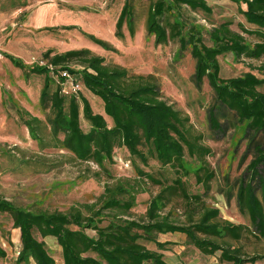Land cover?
I'll return each instance as SVG.
<instances>
[{"label": "trees", "instance_id": "1", "mask_svg": "<svg viewBox=\"0 0 264 264\" xmlns=\"http://www.w3.org/2000/svg\"><path fill=\"white\" fill-rule=\"evenodd\" d=\"M132 1L125 0L116 20L115 37L119 40L123 39L124 25L131 38L135 35ZM228 1L237 7L249 28L238 23L239 31H233L230 21L211 24L210 28L197 24L189 14L212 15L205 0H149L144 27L155 45L173 42L179 53L188 51L194 61L195 87L200 89L205 79L220 113L244 124L251 160L246 168L248 177L238 184L235 200L253 231L221 221L219 210L208 207L203 194L189 193L184 179L190 176L205 193L210 190L215 173L207 158L212 152L202 144V136L193 134L189 118L163 98L153 75H129L126 69L107 65L104 58L85 49L53 55L47 51L43 55L47 64L28 70L45 76L39 103L49 111L46 123L17 110L31 140L40 150H63L73 161L87 165L83 180L99 179L102 174L110 177L108 166L113 164L114 151L124 148L133 160L137 180L106 183L96 202L70 207L65 213L22 208L0 199V213L11 218L19 233L15 264H56L43 242L48 237L60 247L63 264H168L161 251L171 242H159L157 235L174 234L183 235L186 243L201 255L219 253L221 262L247 264L264 260V255L245 258L241 249L230 243L239 241L244 233L264 239V93L259 91L264 86V65L254 68L263 78L248 72L221 79L218 64V57L225 54L238 60L264 58V0ZM88 39L113 51L107 42L91 36ZM71 64L80 70H73ZM58 70L79 74L81 86L101 100L110 126L102 115L93 113L79 93L69 97L60 94L57 82L49 76L50 71L56 75ZM80 114L88 124L86 132L81 128ZM208 120L210 128L221 133L212 111ZM149 159L162 169L158 175L144 172L135 163L147 166ZM31 163L47 171L52 167L42 157ZM90 165L98 171L91 172ZM165 170L171 176L163 174ZM141 183L157 187L158 192L149 199L143 218L135 220L131 210L136 206L137 195L144 193ZM174 200L184 205L183 221L172 218L171 210L164 213ZM143 242L153 243L156 251L148 250ZM5 257L0 243V260Z\"/></svg>", "mask_w": 264, "mask_h": 264}, {"label": "rangeland", "instance_id": "2", "mask_svg": "<svg viewBox=\"0 0 264 264\" xmlns=\"http://www.w3.org/2000/svg\"><path fill=\"white\" fill-rule=\"evenodd\" d=\"M212 9V15L189 14L197 24L206 28L225 21L232 23L231 29L239 31L237 24L249 28L237 13V7L228 0H205ZM125 0H0V199L22 208L47 212H67L70 207H79L96 202L103 193L105 184L118 180L134 183L136 171L133 160L124 148H117L113 154V164L108 166L110 177L102 174L99 179L83 180L87 165L72 160L63 150H40L31 140L25 126L21 125L18 109L46 123L49 111L39 103L45 76L28 72L35 65H44L43 55L63 54L71 50H89L104 58L105 64L116 65L128 71L129 75H153L159 84L163 98L176 110L189 118L195 135L203 138L202 144L211 149L207 158L215 178L210 190L204 192L202 186L189 177L186 186L191 194H203L206 205L219 210V219L234 225H243L253 231L249 220L242 215L235 200L238 184L248 177L246 168L251 160L247 152L249 136L244 124L220 113L215 106L211 89L204 79L197 89L192 81L194 61L188 51L179 53L178 46L169 42L155 45L153 36L146 33L144 19L149 0H133L135 35L131 38L127 28L122 27L123 39L115 37V23ZM88 36L110 44L113 51H106L93 43ZM248 40L251 38L248 37ZM220 78L229 79L252 73L263 76L257 69L261 61L236 59L230 54L218 57ZM75 71L80 68L70 65ZM69 72V71H68ZM80 81L78 73H71ZM56 82V76L51 75ZM264 93V86L259 88ZM79 96L84 97L95 114L102 115L108 125L111 121L103 113L101 100L83 86ZM212 111L218 119L221 133L210 128L208 120ZM80 125L88 131V124L80 114ZM49 132L45 130V135ZM45 158L51 167L49 171L32 165L31 160ZM188 159V158H187ZM28 160L25 163L24 161ZM144 172L158 175L162 169L149 159L147 166L135 162ZM91 172L98 171L90 165ZM163 174L171 176L165 170ZM144 193L136 197V206L131 210V218L141 220L149 199L158 192L150 184H139ZM173 212L172 218L184 220V205L180 200L164 210ZM91 234V233H90ZM38 240H42L38 235ZM159 242H171L161 251L168 264H230L219 261V253L204 256L186 243L183 235H157ZM46 249L56 264H63L61 249L55 239H43ZM0 243L6 257L0 264H15L20 248L19 233L12 226L11 218L0 213ZM230 243L241 249L245 258L264 255V239L244 233L239 241ZM148 250L156 251L153 243L143 242ZM29 264H33L30 262ZM264 264V260L256 263Z\"/></svg>", "mask_w": 264, "mask_h": 264}, {"label": "built area", "instance_id": "3", "mask_svg": "<svg viewBox=\"0 0 264 264\" xmlns=\"http://www.w3.org/2000/svg\"><path fill=\"white\" fill-rule=\"evenodd\" d=\"M0 52V60L2 59ZM41 66H45L40 63ZM50 68V67H49ZM56 76V82L59 87V92L64 97L76 95L80 92L82 86L78 79L74 78V75L67 70H58Z\"/></svg>", "mask_w": 264, "mask_h": 264}]
</instances>
